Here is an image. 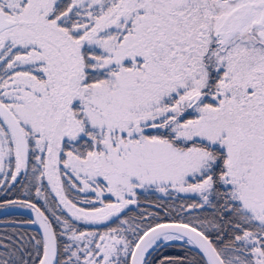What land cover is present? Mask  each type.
I'll use <instances>...</instances> for the list:
<instances>
[{"label": "snow or ice", "instance_id": "obj_1", "mask_svg": "<svg viewBox=\"0 0 264 264\" xmlns=\"http://www.w3.org/2000/svg\"><path fill=\"white\" fill-rule=\"evenodd\" d=\"M0 190V264H264V0H0Z\"/></svg>", "mask_w": 264, "mask_h": 264}, {"label": "trees", "instance_id": "obj_2", "mask_svg": "<svg viewBox=\"0 0 264 264\" xmlns=\"http://www.w3.org/2000/svg\"><path fill=\"white\" fill-rule=\"evenodd\" d=\"M16 195H20V194L17 193ZM16 195L6 194L3 190H0V199L16 198ZM157 195H159V194H155V195L154 194H148L146 197H143V199L149 200V201L155 200ZM41 203H42V201H41ZM25 219H30L28 214H27L26 209L19 208L18 206H12L8 209H0V220H25ZM13 227H15V226L1 225L0 224V230L7 229L10 232ZM24 230L35 232V230L30 229V228H26V227H24ZM170 254L182 255L184 253H181L179 251H173ZM187 254L192 255V253H187Z\"/></svg>", "mask_w": 264, "mask_h": 264}, {"label": "water", "instance_id": "obj_3", "mask_svg": "<svg viewBox=\"0 0 264 264\" xmlns=\"http://www.w3.org/2000/svg\"><path fill=\"white\" fill-rule=\"evenodd\" d=\"M26 210H27V214H28V216L32 218V213H31V211L28 210V209H26ZM4 221H14V220H0V224H1V225L16 226V225H14V224H6V223H4ZM24 227H26V228H30V229H33V230H35V231L38 230V226H24Z\"/></svg>", "mask_w": 264, "mask_h": 264}, {"label": "flooded vegetation", "instance_id": "obj_4", "mask_svg": "<svg viewBox=\"0 0 264 264\" xmlns=\"http://www.w3.org/2000/svg\"><path fill=\"white\" fill-rule=\"evenodd\" d=\"M29 218H31V217H29Z\"/></svg>", "mask_w": 264, "mask_h": 264}, {"label": "rangeland", "instance_id": "obj_5", "mask_svg": "<svg viewBox=\"0 0 264 264\" xmlns=\"http://www.w3.org/2000/svg\"><path fill=\"white\" fill-rule=\"evenodd\" d=\"M160 195V194H159Z\"/></svg>", "mask_w": 264, "mask_h": 264}]
</instances>
